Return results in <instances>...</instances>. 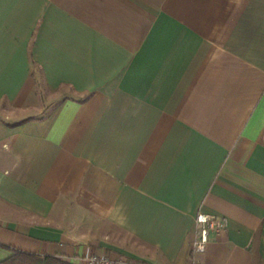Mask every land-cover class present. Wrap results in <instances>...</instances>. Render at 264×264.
I'll return each mask as SVG.
<instances>
[{"label": "crops", "instance_id": "obj_1", "mask_svg": "<svg viewBox=\"0 0 264 264\" xmlns=\"http://www.w3.org/2000/svg\"><path fill=\"white\" fill-rule=\"evenodd\" d=\"M2 102L0 261L264 264V0H0Z\"/></svg>", "mask_w": 264, "mask_h": 264}, {"label": "built area", "instance_id": "obj_2", "mask_svg": "<svg viewBox=\"0 0 264 264\" xmlns=\"http://www.w3.org/2000/svg\"><path fill=\"white\" fill-rule=\"evenodd\" d=\"M225 216L212 215L199 211L195 216V231L190 246L188 264H201V255L206 251L212 232L222 231L227 227ZM81 264H155L154 262L126 257L112 256L97 252L90 244H84L79 256Z\"/></svg>", "mask_w": 264, "mask_h": 264}, {"label": "trees", "instance_id": "obj_3", "mask_svg": "<svg viewBox=\"0 0 264 264\" xmlns=\"http://www.w3.org/2000/svg\"><path fill=\"white\" fill-rule=\"evenodd\" d=\"M12 251V255L0 261V264H76L57 255H41L21 249Z\"/></svg>", "mask_w": 264, "mask_h": 264}, {"label": "rangeland", "instance_id": "obj_4", "mask_svg": "<svg viewBox=\"0 0 264 264\" xmlns=\"http://www.w3.org/2000/svg\"><path fill=\"white\" fill-rule=\"evenodd\" d=\"M36 74H37V80H38V87L40 89V92L42 93L41 97L43 98V93L46 92V99L45 100H41L40 102V106H45V111L43 112H38L39 115L41 114H44V113H47L46 110L49 108V105H50V99H51V94L49 93V91H44V89L46 90V88L43 86V78H42V72L38 69L36 71ZM44 95V96H45ZM58 98V97H57ZM44 99V98H43ZM11 109V108H10ZM5 110H9V107L6 105V103L2 102L0 103V114L3 113L5 116H6V112L4 113ZM37 113V112H36ZM36 115V114H35ZM38 116V115H36ZM8 117V116H6ZM39 117V116H38ZM1 118V117H0ZM19 118L18 115H10V117H8L7 119H10V120H13V119H17Z\"/></svg>", "mask_w": 264, "mask_h": 264}]
</instances>
